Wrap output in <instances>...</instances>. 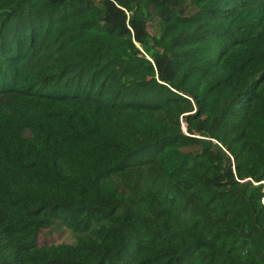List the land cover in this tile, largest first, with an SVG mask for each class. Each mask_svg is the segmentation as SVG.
<instances>
[{"label": "trees", "instance_id": "obj_1", "mask_svg": "<svg viewBox=\"0 0 264 264\" xmlns=\"http://www.w3.org/2000/svg\"><path fill=\"white\" fill-rule=\"evenodd\" d=\"M0 264H264V0H0Z\"/></svg>", "mask_w": 264, "mask_h": 264}, {"label": "rangeland", "instance_id": "obj_2", "mask_svg": "<svg viewBox=\"0 0 264 264\" xmlns=\"http://www.w3.org/2000/svg\"><path fill=\"white\" fill-rule=\"evenodd\" d=\"M185 130V124L182 123ZM74 241L73 233L59 225H54L48 230H44L39 235L40 243H72Z\"/></svg>", "mask_w": 264, "mask_h": 264}]
</instances>
